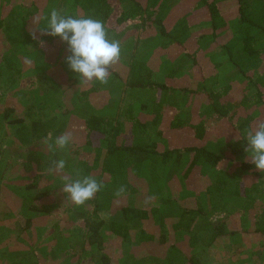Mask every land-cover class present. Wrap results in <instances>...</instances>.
I'll use <instances>...</instances> for the list:
<instances>
[{
  "label": "trees",
  "instance_id": "1",
  "mask_svg": "<svg viewBox=\"0 0 264 264\" xmlns=\"http://www.w3.org/2000/svg\"><path fill=\"white\" fill-rule=\"evenodd\" d=\"M27 2L34 9L32 15L35 19H39L37 15L51 2L49 17L51 11L56 9L64 15L92 17L102 21L108 38L118 40L121 55L127 57L123 63L119 61L110 69L108 81V85H114L116 80H120L124 94H120L121 99L124 97L129 102L125 111L114 115L97 111L92 113L79 108L82 102L78 104L77 101L74 108H70L71 123L77 129L74 148L69 150L71 152H48L43 158L51 163L60 159L61 155L62 158L64 154L70 156V160L76 161L73 177L79 171L81 175L93 176L103 183L102 190L93 198L92 207L82 210L78 216L69 217L83 220L79 225L82 236L90 235V244L103 248L106 264L110 260L112 264H119L113 252L121 243L127 244L124 251H140L145 255L140 260L141 264H162L169 251L204 252L213 248L219 236H224V241H227V236L239 229L238 225L233 227L227 223L234 210L226 209L222 213L226 220L218 218L220 216L216 214L208 215L199 196L201 192L206 193L204 195L209 197L208 202L212 203L214 209V201L219 199H223L222 209L229 205L225 198L245 202L244 211L237 209L238 213L247 215L253 223L254 230L249 231L250 234L254 233L259 241L264 238V211L258 213L252 204L264 195L259 180L264 173L255 168L250 154L245 151V128L250 129L252 112L258 111L261 113L259 121L264 120V0ZM6 10L0 9V12ZM11 17H14L13 14ZM16 17L12 19L17 22L22 18ZM6 24L0 17V34L8 35L5 44L12 40L14 30L10 26L5 28ZM33 31L42 49L57 50L60 44H66L58 36L42 34V29L33 28ZM143 37L149 38L150 42ZM222 56L235 68L229 75L242 77L236 90L244 91L242 99L232 95L235 88L233 82L215 87L218 80H211L216 79L219 69L224 68L223 62L218 60ZM207 57L210 61L204 71ZM32 59L33 56H30ZM2 60L8 64L16 79L15 76L20 74L16 64L5 58ZM185 61H192L191 65L198 71L197 86H190V75L184 73ZM162 75L164 80L160 79ZM2 76L0 71V80ZM16 82L18 80L7 83L14 85ZM95 91L97 88L93 87L83 92L79 100L87 99V93ZM133 91L138 93L137 96L132 94ZM150 92L151 99L147 100ZM181 96L186 98L185 104L181 103ZM121 99L117 100L114 96L105 108L108 109L112 102L119 104ZM94 100L99 102L101 99ZM250 105L251 111L244 112ZM118 108L116 106V110ZM9 115L6 112V117ZM239 116L243 118L241 121ZM17 120L22 121L23 117ZM56 121V116L42 119V134H39L42 140L52 130L50 124ZM65 126L61 124L58 133ZM216 134L229 139L232 137L230 150L226 154H218L206 146ZM30 137L31 134L19 129L12 141L16 144L20 141L27 143ZM172 137H176L175 143H169ZM184 153H189L191 157L179 177L183 185H188L190 181V185L199 192L194 191L193 196L183 200L179 191L182 182L174 175L171 179L173 206L157 198L154 191L150 192L149 187L155 181L145 166L150 163L149 171L154 172L161 162L167 164L173 161L180 165ZM214 171L216 175H211ZM232 171H238L239 175L235 176ZM121 186L125 191L117 195ZM143 194L147 196L143 203L148 202L149 206L134 205L135 199L138 200V196ZM179 204L181 212L174 211ZM106 223L113 236L108 242L103 240ZM133 229L134 233L131 232ZM187 230L190 234L185 238H190L189 243L179 240L184 239L181 235ZM173 233L177 236L174 241L171 239ZM199 244V250L195 251L193 248ZM121 251L124 252L123 249L118 250Z\"/></svg>",
  "mask_w": 264,
  "mask_h": 264
},
{
  "label": "rangeland",
  "instance_id": "2",
  "mask_svg": "<svg viewBox=\"0 0 264 264\" xmlns=\"http://www.w3.org/2000/svg\"><path fill=\"white\" fill-rule=\"evenodd\" d=\"M22 5H19L22 3ZM24 3L26 4L24 6ZM15 6H18V13L15 10ZM30 5L27 2V0H0V9L3 11V9L7 10L9 9L14 17H11V13H8L7 17H5V14L0 12V17L4 18L5 21H9L10 23H7L5 25V28H11L14 29L15 25L18 24V22L12 18H18V16H22L21 18V26H25L27 21L28 22H37L42 16V28L45 27V24L49 18V13H47V9L45 7L44 11L39 15H37V18L30 13ZM34 11V9H33ZM6 12V11H5ZM50 12V11H49ZM24 18L27 19L24 20ZM33 26V25H32ZM37 26L35 25L34 28ZM6 35V34H2ZM145 38V37H143ZM147 42H150L149 38H145ZM156 43V39L154 41ZM45 54L43 56V61H42V69H36L37 65L39 63L29 62L26 63L24 59L19 60L20 65H17L16 67L22 68L24 71L28 69L31 73L33 74H39L42 70V82H40V86L42 89V99L40 98L39 95H29L28 89L25 90V92H20L18 89V85L22 86V84H18L16 82L14 84V89L7 91L6 87L9 85L6 81V78H2L0 80V92L3 94L1 99H0V107H3L10 104V97L15 96V101H12V105L14 112L13 116L17 117L18 115L24 113L26 116L29 118L32 117V112H36L40 114V120L42 122V119H46L52 116L57 117V121L53 124H50L52 130L50 133L53 135V137L58 136L62 134V131H71L73 133V143L77 140V132L75 125H72L71 123V109L74 108V104H77V101L82 102L79 108L81 109H86L87 111V106L88 109L93 113L94 111L97 112H103L105 114H117V112H123L125 111V106L129 104L128 101H126L123 97L121 99L120 94H123V89L121 88V83L119 81H116L114 85H108L107 84H101L98 81H93V82H85L82 79L78 77V74L74 73L72 70L69 69L65 58L70 54L67 49L66 44H60L58 46L57 50H53L51 48H45ZM25 58H27L26 55H24ZM127 59L126 56L121 55L120 58V63H123ZM225 61L224 68L220 69L219 74V80L218 84L216 87H221L225 85L228 82H233L234 85V90L232 91V95L237 98V99H242L244 97V91H236L239 88L240 85V80H241V75H235L232 76L229 75V73L233 70H235L234 67L230 65V63L226 60ZM206 62V61H205ZM207 64V62H206ZM189 66V65H188ZM186 66L184 69V73L190 75V86H197L198 84V79H199V74L198 71H196L194 68L191 69L190 67ZM4 71H6V67H4ZM207 69V66L204 65V71ZM20 74L18 77L15 76V81L19 80V78L24 74V72L20 69ZM232 80V81H230ZM123 83L125 84L124 80H122ZM118 84V85H117ZM24 85V84H23ZM93 87L97 88V91L93 93H87V100L86 102H83L84 100H79L81 98V95L83 92H87L89 89H92ZM124 87V85H123ZM13 92V93H12ZM14 94V95H13ZM131 94V93H130ZM133 95L137 96V92L133 91ZM114 95L117 100L121 99L119 101V104L116 100V103L112 102L110 103V106L108 109L105 108L106 105L102 104V99L104 98H109L110 96ZM151 92L148 93V98L147 100L151 99ZM103 96V97H102ZM124 96V94H123ZM94 98H100L101 100L100 105L97 104L99 102H96ZM205 98V97H203ZM41 100V103L40 101ZM181 103L185 104L186 98L181 96L180 97ZM203 100V99H202ZM201 100V102H202ZM87 106H86V105ZM188 105H190V102H188ZM116 106H119L118 110H116ZM18 110V112H16ZM186 110V109H185ZM250 107H246L244 109V112L250 111ZM109 112V113H108ZM73 113V112H72ZM74 114V113H73ZM120 114V113H119ZM122 115V114H121ZM255 116H258L259 113L255 112ZM239 121H241L243 118L238 117ZM1 120V118H0ZM62 120V121H61ZM61 121L60 124H58ZM1 122V121H0ZM58 124V125H56ZM61 124L66 125L64 130L59 131L58 133V127L61 126ZM3 128V127H2ZM4 129V128H3ZM9 132V128L6 127ZM1 132V130H0ZM33 132H39L42 134V126L38 124V126L33 129ZM61 132V133H60ZM247 132V130H246ZM6 133V132H5ZM228 137L222 136L219 134H216L215 136L212 137V139L207 143V147H209L212 151L219 153V154H226L230 150V141L227 139ZM42 139H39L36 141L35 145H29L24 146V149H29L21 151L19 155H24V153L27 154V152L33 151L34 153H43L44 155L47 154L49 151L47 147L42 143ZM177 141L176 137H172L169 143H175ZM73 143L69 146L67 149L68 152L70 149H73ZM6 144V143H5ZM79 144H81L79 142ZM7 145V144H6ZM6 145L3 146V153L1 156L6 155ZM32 147V149H30ZM13 151H18V147H11ZM50 153V152H49ZM62 154V153H61ZM45 158V157H44ZM184 159H188V156L185 155ZM184 159L182 162H180V165L174 163L172 164L171 162L167 163V165L163 166L161 169H159L156 172H152L150 169V163H146L145 170L148 171L147 173L151 178L154 179L156 188H160L161 195L164 197H170L172 196V184H171V179L173 178L174 175H177V177L180 176V170L183 168L184 165ZM18 170H20L18 166ZM235 173V176L239 175L238 171H232ZM211 173H216L211 172ZM43 177V178H42ZM180 182L183 180L179 177ZM31 179H25V181H28ZM260 184L262 189H264V174H261L260 178ZM38 187L37 190L41 192L43 189L47 190V192L44 196L43 199L46 200L48 205L51 207L56 206L60 202L63 204L62 209L59 207L60 211H66L65 209L69 207L67 211H72L74 216H78L82 213V210L89 209L93 204V199L89 200L86 202L85 205L83 206H75L74 204L71 203V201L66 199V194L62 192V185L63 183L60 181V178L56 174H50L48 170H45L42 174H40V177L38 179ZM189 181V186L186 184L183 185L182 182V187L179 190L180 191V196L181 197H188L192 195L193 191H196L194 187L190 185ZM144 184V183H143ZM12 185H16V183H12ZM56 190V192H55ZM52 191V192H51ZM154 188L151 189L150 192L154 193ZM264 192V190H262ZM155 194V193H154ZM201 194H206L205 192ZM200 196V195H199ZM208 196L204 195V197L201 199V202L205 204V211L207 212L208 215H213L216 214V216H220L218 218L225 219L224 216H222V213L227 210H234V212L230 213V219H227V223L233 225V227L237 226H243V228H246L245 230L252 231L251 229L254 228L253 223H251L250 218L247 215H241L239 214V210L244 211V206L246 205L245 202L242 201H233L232 199H227L225 198V202L228 206H226L224 209L223 208V199L215 200L216 207L215 209H210V203L208 202ZM31 199H34V195H31ZM42 199V196H41ZM146 197H142L141 195L138 196V201L144 202ZM163 199L166 203L169 201V198H161ZM5 201V204L2 203ZM58 202V203H57ZM1 205H0V216L4 215V218H0V222L3 221V219L7 220V223L14 222L10 224L9 226H5L3 228L2 223H0V264H63L64 261L67 259L64 257L63 252H55L57 255H59L57 258H53L51 252H45L44 249H42V240H47L49 243V246L52 242L55 240H58V245L59 247L62 246V239L66 234L60 233V230L58 228L55 231H50L47 232L48 226L46 224L42 223V216L44 217L43 219L46 221L48 218L45 216L46 214L44 212H41V210H37L34 213L26 212L25 208H22V205L16 204V201L13 200H6L2 199L1 200ZM172 204L171 202H168ZM253 207H255V210H258L257 212H263L264 211V195H262L258 201H255L252 203ZM16 205H19V207L15 208ZM173 206L175 205V202L172 204ZM61 206V205H60ZM22 209V210H21ZM239 209V210H237ZM57 211V210H56ZM52 212V210H51ZM37 213V214H36ZM71 213V214H72ZM77 213V214H76ZM15 215V216H14ZM29 218V221H27ZM204 219V218H203ZM202 219V220H203ZM48 223L51 226L58 225L61 223V219L58 218V216H54L49 218ZM50 226V227H51ZM22 229H25L24 232H22ZM74 227H70V230H68V234L73 232ZM231 230V228L229 227ZM81 234V232H75L73 234ZM230 235V234H229ZM229 235L227 236V240L229 238ZM221 239L224 241V236H220ZM249 239H252V237L249 236ZM264 243V238L260 239ZM229 241V240H228ZM242 241V240H241ZM244 241V240H243ZM257 240H248L247 242L249 245H246V241L243 244V247H241V250H238V246H235V243L240 244L239 241H236L235 239H231L230 242H227L226 240L224 241V244H226V247L222 245V243L217 242L215 243L216 246L214 249H207L206 252H217L212 258L211 264H216L221 261L222 264H264V252H245L243 248L246 247H251V245H254V248H258L262 251H264L263 248H261L260 244L259 246H256ZM258 242V241H257ZM260 242V243H262ZM80 241L77 239L74 242V248H79L80 247ZM229 243V245L227 244ZM45 247V246H43ZM227 248V249H226ZM236 250L237 252H230V250ZM85 250L87 252H84L86 256H97L100 254V252H103V250L99 251V249L95 246H86ZM217 250V251H215ZM61 251V250H60ZM116 252H118L116 248ZM140 252V251H137ZM145 257L143 253H135L130 256L131 260L134 262V264L140 263L141 258ZM259 257V258H257ZM87 259V257H85ZM129 258V257H128ZM261 258V259H260ZM72 262V261H71ZM64 264H73L69 262H65Z\"/></svg>",
  "mask_w": 264,
  "mask_h": 264
},
{
  "label": "crops",
  "instance_id": "3",
  "mask_svg": "<svg viewBox=\"0 0 264 264\" xmlns=\"http://www.w3.org/2000/svg\"><path fill=\"white\" fill-rule=\"evenodd\" d=\"M50 3L51 2H48L47 6H46L47 11L50 9ZM20 4H23V3H20ZM25 5L26 4L24 3V6ZM15 10L18 13V6H15ZM9 11L10 10L8 9V10H6V12L3 13V14H5V17H7ZM30 13L31 14L33 13V7H30ZM11 14H13V13L11 12ZM1 19L4 20V18H1ZM24 20L27 21L26 18H24ZM20 21H21V18L19 19L18 24L15 25L14 30L12 31L13 38H11L12 40L9 43L5 44L6 42H4V40H6V38H8V35L0 34V40H1L0 53L2 52L1 57H0V71L3 73L2 77L6 78L7 82L15 81V79H14V75L12 74V72L10 70V67H8V64L4 60H2L3 58H5L8 61H13L14 64H16V66L21 64L19 61L21 59H24L25 61H27L26 63H29L28 61H34L35 63L38 62L39 65H37L36 69H39V68L42 69V55L44 56L46 49L45 48L42 49V47H40L37 44V41L35 39H33V33H34L33 28L35 27V25L37 26L36 27L37 29H42V16L39 19V21H37V22H28L27 21L25 26H21ZM5 22L8 23L9 21H5ZM46 25H47V22L45 24V27H46ZM36 28H34V29H36ZM24 55H26L27 58H25ZM30 56H33L32 60H30ZM223 59H226L229 62V60L224 56L218 58L219 62L221 60V62H223V64L225 65V61ZM205 61L207 63H209V61H210L209 57L205 58ZM185 62L187 63V65H189L188 67L191 66L190 68L193 69V66L191 65L193 63L192 61H185ZM206 62L204 63V65H206ZM18 63H20V64H18ZM4 67H6V69H7L6 71H4L5 70ZM20 69L24 72V74L18 80V84H22V86H20V85L17 86L19 91L25 92V90L28 89V91H29L28 94L30 96L31 95H35V96L39 95L40 98L42 99V95H40L42 93V89L40 86V82H42V70L39 74H33L28 69H26L24 71L22 68L18 67V70H20ZM219 71H220V69H219ZM16 76H18V75H16ZM217 76L218 77L216 79L211 78V80H214V81L219 80L220 74H218ZM160 79L164 80L163 75L160 77ZM116 81H119V80H116ZM116 81H115V83H116ZM216 85H217V82L215 84V87H216ZM13 89H14V85L9 84L6 87L7 91H9V90L13 91ZM2 95L3 94L0 92V99H1ZM14 97L15 96L10 97V101H9L10 104H8L6 106L3 105V107H0V118H1V120H0L1 121L0 122V130H1V132H0V202L2 199H6V200H10V201L14 199L16 201V204L22 205L21 207L25 208L26 212H30V213L33 212L34 213L37 210H41V212H44L46 214L45 216L48 218L45 221L43 219L44 217L42 216V223L46 224L48 226L47 232H49V229H50V231L51 230L55 231L58 228V230H60L61 236L63 233L66 234V236H64V238L61 240L63 243H62V246H60V247L58 245V240H55L54 242H52L50 244V246H49V243L47 240H45V239L42 240V249H44L45 252H51L53 258H57L59 256L55 252H63L64 257L67 258L64 261V263L70 261V263H73V264H104V263L106 264L107 260L104 257L105 252H104L103 248L98 247L97 244H93V243L90 244L91 238H92V237H89L90 235H88L87 237H83L82 234H76L73 236V234L75 232H81L79 229L80 228L79 225H81L83 223V220L78 219V218L73 220L72 218H70L69 216H72L74 214L72 213V211H67L68 209H70L69 207H67L65 209L66 210L65 212L64 211L61 212L60 209H58L59 207L62 209L63 204L61 202L59 204H57L56 206H53L50 208V206L47 204L48 202L43 199V196L46 194L44 192H47V190L43 189L41 192H39L37 190V187L39 184L38 179L40 177V174H42L45 170H48L51 163H49L50 161L48 162V161L43 159L44 158L43 153L36 154L33 151L27 152V154L24 153V155H19V153L21 151L25 152V150H29V149H24V146H26V148H27V146H29V145L30 146L35 145L36 141H38L39 139H42V137L39 136V134H40L39 132H33V129H35L38 126V124L40 125V127L42 126L41 120L39 119L40 114L36 113L34 111V112H32V117H30V118L28 116H26L24 113L18 115L17 117H14L13 113H12V107L13 106H11L13 104L12 101H15ZM113 97H114V95L110 96L109 98H104L103 100H101L102 103H104L103 105H109L108 101L110 99H112ZM39 101L41 103V100H39ZM83 102H85V101H83ZM79 103L80 102L78 101V104ZM97 104L100 105V102ZM250 108H251V105H250ZM87 110H89L88 106H87ZM6 112L10 113V115H9L10 117H6ZM16 112H18V110H16ZM255 112L259 113L258 111L252 112L251 115L253 116V120H252V122H250V129L255 126V124L259 121V119H261V118H259L261 113H259L258 116H255L254 115ZM21 117H23L22 121L17 120ZM6 127H8L10 129L9 132H8V129H6ZM19 129H22L23 131L25 130V134H27V133L31 134L30 140L27 143L20 141L19 144H16L14 141H12L18 135ZM247 129H248V127L245 128V130H247ZM250 129H248V130H250ZM62 132H64V131H62ZM23 138H24V135H23ZM34 138L36 139V141L34 140ZM227 139L230 141V146H231L232 137H231V139H229V137ZM4 145H6V150H5L6 155L1 156L2 154H4L3 153V151H4L3 146ZM15 146L18 147V149H19L18 151H13L11 149V147L13 148ZM30 149H32V147ZM246 154H247V152H246ZM185 155L188 156V159H184ZM190 157H191V155L189 153L183 154V157L181 158V162L184 159V165H183V168L180 170V177L182 176L183 171L185 170L186 166L188 165ZM61 158H62V155H61ZM64 159L66 160V167L64 169L63 174L73 176L75 162H76L75 159L70 160L71 157L67 156L65 154H64ZM160 162H161V160H160ZM172 164H174L173 161H172ZM165 165H167V164H163L161 162V164L156 168V170H154V172L158 171L159 169H161ZM18 166H19L20 170H18ZM50 174H53V173H50ZM56 175L60 178L61 174H56ZM211 175H216V173H211ZM25 179H31V181L28 180V181L24 182ZM60 181L63 183L61 178H60ZM12 183H16V185H12ZM149 188H151V189L154 188L155 195L158 196L157 198H169L168 202H171L172 204L174 203V199H172L173 196H170V197L162 196L160 188H156L155 184H153ZM55 192H56V190H55ZM32 194L34 195V199H31ZM193 194H194V191L192 193V196H193ZM41 196H42V199H41ZM141 196L147 198V196L145 194H143ZM190 196H188V197H181L180 196V197L183 200H186L187 198H190ZM200 197L202 199L204 197V194H200ZM157 198L155 199L156 202H157ZM135 201L136 202H134V205H136V206H143V205L149 206L148 202L142 203V202L138 201L137 198L135 199ZM177 202L180 203L179 201H177ZM2 203L5 204V201H3ZM157 203H159V202H157ZM0 205H1V203H0ZM19 205H16L15 208L19 207ZM213 207L214 206L212 205V203H210V209H213ZM180 209H181L180 204H179V206L174 207V211H176V212H181ZM51 210H52V212H51ZM54 216H58V218L61 219V223L58 224L57 226L56 225L51 226L48 223L49 218L54 217ZM0 218H4V215L0 216ZM27 221H29V218ZM0 223H2L3 228H5V226H9L10 224H12L14 222L7 223V220L3 219V221H1ZM70 227H72V228L74 227V229H73L72 233L68 234V231H66V230H70ZM238 228L239 229L235 233H232L229 235V238H228L229 241L227 240V242H230L231 239L236 238V241L237 242L239 241L240 244L235 243V246H238V250H241V247H243V244L245 243V241H246V245H249V243L247 242L248 240H253V241L257 240L258 242L255 241L256 246L257 245L259 246V244H260L261 248L264 249V243L261 240L259 241L258 237L255 236L254 233L250 234L249 230H247V231L243 230V226H239V224H238ZM24 230L25 229H22V232H24ZM251 230L253 231L254 228H252ZM111 231L112 230H111L109 224L106 223L103 227V237H104L103 240H104V242H108V241H110L111 238H113V236L111 235ZM131 232L134 233L135 229L131 230ZM188 232L189 231L187 230L185 233H182L181 236L184 237V239H179V240L189 243L190 238L189 239L185 238L186 235L190 234ZM249 236L252 237V239H249ZM176 238H177L176 234L173 233L171 239L174 241ZM76 239L81 242L79 248H74V242ZM217 242L222 243V245H224L226 247V244H224V241L221 239L220 236L216 239L215 243H217ZM259 242H262V243H259ZM227 244L229 245V243H227ZM43 246H45V247H43ZM86 246H95L99 249V251L103 250V252H100V254H98L97 256H86V254L84 253V252H87L85 250ZM126 246H127V244L124 243V245H123L121 243V244H118L116 246V248H117V250L123 249V251H124V248L126 249ZM215 246H216V244H214L212 249H214ZM199 247H200V244L193 249L195 251H197V250H199ZM243 249L245 250V252H264L258 248H254V245H251V247L249 246V247H246ZM206 250H204V252H170L169 251L166 258H163L162 264H211L212 258L215 254H217V252L207 253ZM215 251H217V250H215ZM230 252H237V251L232 249V250H230ZM113 253L115 254L114 256L116 257V259L119 260V264H134V262L131 260L130 256L132 254H135V252H126V251L122 252L121 251V252H113ZM136 253H141V252H136ZM109 255H111V254H109ZM192 256H193V258H192ZM85 257H87V259ZM257 258H259V257H257ZM263 260H264V257H263ZM111 262L112 261L110 260L109 264H112ZM138 264H141V261ZM216 264H222V263L220 261Z\"/></svg>",
  "mask_w": 264,
  "mask_h": 264
},
{
  "label": "clouds",
  "instance_id": "4",
  "mask_svg": "<svg viewBox=\"0 0 264 264\" xmlns=\"http://www.w3.org/2000/svg\"><path fill=\"white\" fill-rule=\"evenodd\" d=\"M42 34L59 37L67 44L68 52L66 63L70 70L78 74L85 82L98 81L107 84L110 69L121 58V46L118 40L109 39L104 23L92 17H73L64 15L62 11L53 9L47 20ZM33 33V39H36ZM43 44V41H41ZM73 133L65 131L53 137L49 133L42 141L50 153L66 151L73 143ZM247 147L245 151L250 154V161L255 168L264 173V120L258 121L246 133ZM66 160L60 158L52 160L48 168L49 173L61 174L63 181L62 192L66 199L75 206H83L102 190L103 183L90 175H81L77 171L75 177L66 175L64 169ZM125 191L124 186L117 190V195Z\"/></svg>",
  "mask_w": 264,
  "mask_h": 264
}]
</instances>
